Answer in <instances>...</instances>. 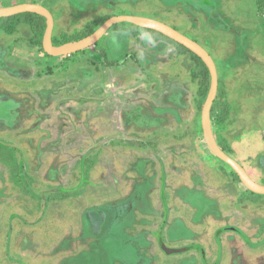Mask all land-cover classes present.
<instances>
[{
    "label": "rangeland",
    "instance_id": "1",
    "mask_svg": "<svg viewBox=\"0 0 264 264\" xmlns=\"http://www.w3.org/2000/svg\"><path fill=\"white\" fill-rule=\"evenodd\" d=\"M22 3L43 5L53 14V38L59 43L60 39L76 41L86 36L101 16L124 9L126 15L162 21L212 45L220 77L215 104L218 116L212 119L217 138L226 152L243 160L257 182L264 184V0H260V17L251 0H0V8ZM201 4L212 10L211 20L202 16ZM20 22L13 33L6 32L0 22V264H58L71 258L70 251L74 255L67 264H202L203 250L179 256L160 251L153 233L164 219L165 207L160 200L147 213L137 210L134 224L127 229L129 236L144 234L149 245L133 240L127 243L117 226L111 227L112 233L101 229L96 241L86 238L94 233L88 219L105 205L122 203L119 206L124 208L131 199L136 203V192L145 194L146 201L160 196L163 185L159 176L147 178L151 194L139 190L153 166L145 165L136 153L138 146L130 145L152 135L163 142L174 137L185 140L183 146H173L168 155L176 163L166 160L163 164L178 166L165 171V182L175 179V186L165 194L168 202L172 205L175 189L187 193L190 188L186 184L189 177L183 173L186 170L191 176L204 175L201 188L210 192L220 207L219 214V208L217 213L211 209L214 214L198 215L197 221V205L180 201L171 211L177 223L182 220L196 234L194 240L202 237L207 246H214V239L218 244L219 229L229 224L247 230L244 239L248 247L238 238L234 244L227 243L225 252L218 244L213 263L264 264V235L254 231L252 235L249 224L250 220L264 219V195L240 191L226 169L208 168L205 163L208 154V163L225 164L207 146L201 148L204 137L199 136L197 125H202L206 100L202 90L207 88L208 77L192 54L155 33L147 31L154 39L144 38L132 23L123 22L109 29L95 45L70 55L51 56L39 44L43 29ZM238 26L246 31L242 37L251 40L259 58L250 64L245 60L242 65H229L217 53L229 49L234 39L232 28ZM30 39L37 47L30 46ZM18 40L27 43L19 45ZM212 46L208 50L212 51ZM107 57H112L111 62ZM179 93L178 102L183 101V105L177 108L171 101L178 99ZM124 101L125 105H120ZM175 108L177 113H172ZM147 116L150 121L145 120ZM143 125L149 127L137 130ZM52 139L62 142L50 143ZM164 155L167 159L166 152ZM66 164L72 174L64 177L60 167ZM233 176L240 180L234 170ZM257 199L263 202L261 206L255 205ZM146 217L150 223L145 226L142 219ZM26 223L32 225V233L24 231ZM32 242L37 243L26 258L15 255L28 250ZM132 247L137 249L138 258L131 253Z\"/></svg>",
    "mask_w": 264,
    "mask_h": 264
},
{
    "label": "crops",
    "instance_id": "2",
    "mask_svg": "<svg viewBox=\"0 0 264 264\" xmlns=\"http://www.w3.org/2000/svg\"><path fill=\"white\" fill-rule=\"evenodd\" d=\"M204 1L205 0H203V2ZM220 1H222V0H219V2ZM251 1L253 2L254 9L256 10V12L258 13V15L260 17L262 12H260L258 1L257 0H251ZM208 7L209 6H205V5H202L201 4L199 6V9L202 12V16H204L206 20L207 19L211 20L214 14H213L212 10L209 9ZM222 16H226L227 17V14H222ZM230 21L233 22V19H230ZM55 23H56V21H55ZM232 31H233V38L234 39H233V42L230 43L229 49H227L224 52V54H222L220 51L217 53V56L222 60V62L223 63L228 62L229 65H231V64L242 65L245 60H248V61H246V62H248V64L252 63L253 61L258 60L259 55H256V52H255V49L252 46L253 43L251 42V40L250 39L247 40L246 37L245 38L242 37V35H244L243 32L245 33V35H247L246 34V31L243 28H241L240 26L232 28ZM29 37H26V39L29 38ZM254 37H255V33L250 38L252 39ZM164 39H166V38H164ZM192 39H194L195 41H197L207 51H209V53L211 54V56L213 57L216 65H217V62H216V59H215V56H214L215 53L217 52L216 49L212 45H210V44H203V43L199 42V40L196 37H192ZM18 41H19L18 42L19 45L21 44V42H25V40H22V41L18 40ZM25 43H27V42H25ZM249 43H251V44H249ZM258 43H257V45H258ZM30 46L31 47H37L34 44H32V45L30 44ZM157 46L158 45L151 47V49H148L149 51H147V53L149 54V52L152 49L157 48ZM210 46H212V51L211 50H208V48ZM111 56H113V55H111ZM152 58H154V57H152ZM110 59H112V57ZM2 62L3 61H0V69H3ZM244 65L246 67V64H244ZM12 74L13 75H17V73H15V72L12 73ZM74 76L77 79L80 78L79 77L80 75H74ZM82 80L83 79L81 78L80 81H82ZM97 80H98V78H97ZM219 82H220V77H219ZM47 84H49V83H47ZM40 91L42 92L43 95H48V91H44L43 89H40ZM260 92L261 91H259V93ZM208 93H209V90H208ZM208 93H207V95H208ZM262 93H263V96H264V89H263ZM180 98L181 97H180V93H179L178 99L173 98V100L171 101V102H173L174 105H176L177 108H179V107H181L183 105V104L180 105L181 102H183V101L178 102ZM205 98H207V96ZM182 100H183V98H182ZM125 103L126 102L124 101L123 103H120V105H125ZM215 104H217L216 99H215V101L213 103V106H212L211 115H212V112L215 111V109H216L215 108ZM171 112L172 113H177V109L176 110L172 109ZM145 120H149L150 121V119L148 118V116H147V118L145 117ZM127 122H129V121H127ZM141 127H139V128L137 127L138 128L137 130L146 129V128L149 127V125H143ZM135 128L136 127H134V130H135ZM197 130H199V133H200L199 136L202 134V136L204 137L202 125H197ZM213 130H214V134H215V137L217 139V142L219 143V145L222 148V145H221L220 141L217 138L216 129H215L214 125H213ZM55 141L58 142V141H61V140L52 139V141L50 143H55ZM150 141H151V143H150ZM200 141H202V140H200ZM142 142H144L145 144H143ZM181 144H182V146L185 144L184 138H182V140H180V139L174 137L171 140H165V142H163V141H161V139H159V137H157V136L154 137L153 135L151 137H146V138L143 137V138L135 139L132 143H130V145H133V146L135 145L134 146L135 148L138 146V148H136V151H137L136 153H139L140 154V156L143 158V161L145 162V165L150 164L151 166H153V170H152L151 174L150 175L146 174L144 176V177H146L145 178L146 180H145L144 184L142 185V187L139 188V190L140 189H145L146 192L148 193V195L151 194L152 191H153L152 188H151L152 185H149L148 183L145 184L146 181L148 180L147 178H150L151 177L152 179H154V178H156V177L159 176V177H162V180H161L162 182L161 183L163 185L162 186L163 189L161 188L160 196L158 195V198H156L155 200L151 199V197H150L146 201V198L144 196L145 194L142 196L141 194L138 195L140 192L139 193L136 192V196H137L136 197V201L137 202L135 203V201H133V199H131V198H129L128 200L131 199L132 202L131 201L130 202L127 201L128 202L127 205H129V210H128V213L127 212L126 213L128 214V216H126V214L124 215V212L125 211H122L125 207L124 208H121V206H119L122 203H120L119 205H117V204H115V205H105V207H102L97 213L93 214V216L91 217L90 220L88 219L89 223L94 228V233H93V235L88 236L86 238H88V239L90 238L93 241H96V240H98V238L96 237V234H100L101 229H104V230L107 229V232L108 233H112V232H110L111 227L117 226V232L123 233L124 235H126L128 241H130V240H133V242H135V241H141L142 243L149 245V242L150 241L144 239V237H143L144 234H142V235H135L136 237L129 236L127 234L128 233L127 232V229L132 224H134V221L136 219V217H135L136 214H138L139 212H144V211L146 213L149 212L150 206H152V204L154 202L155 203L156 202L158 203L159 200H160L161 201V204L165 207V213L163 215V218L164 219L162 220V222H160V224H161L160 225V228L158 230L154 231L153 233H154V236L158 240V243H159V246H160V251L162 250L165 254L172 255V256L173 255L179 256V254H184L185 252H188L190 250L194 251L195 254L196 253L198 254V251L200 249H196V248L189 249L187 251L180 252V253L173 252L174 249H176L178 247H181L182 245L184 247V246H187V245L197 244V245H200L202 247V250H203V252L205 254L204 255L205 258H204L202 264H214L213 262L216 259L213 258L212 256H213L214 253L218 252V244H219V247L220 246H222V247L224 246V249L223 250L225 252L227 245L228 244H231L232 242L234 244L235 239L238 238L240 240V243H242L243 245H245L246 247H248V243H247L246 239H244V234L248 235L246 233L247 230H241L236 225H232L231 226L229 224L230 226L228 225L226 227H223V228L219 229V231H218V235L219 236L217 237L218 240H219L218 244L216 242V239H214L213 240V242L215 243L214 246H213V244L207 246L206 245L207 243L205 242L206 240L204 238H202V237L199 240H194L196 234L191 233L189 231V229L185 226V224L183 223L182 220L179 221V223H177L178 220L176 219V216L175 217L173 216V214H172L171 211H175L176 210L175 206L180 201H181V204H182V202H185L183 204H187L189 202L188 204H190V203L192 204L193 203V204H196L197 205V208H196V211H195V216H196L195 219L197 221L200 220V218L197 217L198 215H200L203 218V215H206L207 213L208 214H214V213L211 212V209H214L216 211V213H217V209L219 208L218 214L220 212V207L217 206V202L211 196V193L210 192H207L205 188H201V184H203V181L202 180L205 179V177L202 178V176H204V175L201 174L199 176V175H196V173H194V176H191L190 172L189 173H186L185 172L186 170H183V173H184V177H189L188 180L186 181V184H188L190 186V188L187 189V193H186L185 190H176L175 189L174 192H173V195L174 196L172 197V200H173L172 205L168 202L167 197H166L165 194H166L167 189L169 190L171 188V186H175L174 185V183H175L174 180L175 179L172 182H170V183L165 182V175H166V172L165 171H167L168 167H170V169H171V170L168 169V171L169 170L172 171L173 168H176L178 166L169 165L168 164V167H166L163 164H165V161L166 160L167 161H170L171 160L174 163H176L177 160H173L170 157L168 158V155L171 154L170 152H172L173 146H178V145H181ZM133 146H130L131 149H133L132 148ZM168 146H170L171 149L168 148ZM205 146H207V143L205 142V139H204V143H202L201 148L202 147L204 148ZM229 146H231V144H228L227 147L229 148ZM120 149L121 148H119V150ZM113 151L116 152L117 150H113ZM122 151H123V149H122ZM224 151L226 152V150H224ZM165 152H166L167 159L165 158V155H164ZM226 153H228V152H226ZM228 154L231 155L230 153H228ZM162 155H164V156H162ZM185 155H187V151H186V154H184V156ZM63 156H65V155H63ZM203 156H204V154H203ZM217 158L219 160H221L219 157H217ZM208 159H210V157L208 156V154H205V163L208 166V168H212L213 167L214 169H217V170H221L222 168H223L222 170L226 169L227 171L226 170H224V171H226L230 175L229 178H231L232 183L233 184H236L238 186V188H239L240 191H242V192H243V190L244 191H249V192L253 193L254 196L257 195V193H254V192L250 191L247 187H245V185L241 182V180L238 181V179L237 180L235 179V177L233 176V169H232V167L228 163H226L225 161L221 160L225 164H216V163H214V161H212V164H210V163L207 162ZM235 159L238 160L245 167V169L247 170V172L249 173V175L254 180L258 181L257 180L258 178L255 176V174L252 173V172H250L249 169L247 168V166H245V163L243 162V160H241L240 158H239L240 160L238 158H235ZM249 159H250V157L247 159V161H249ZM79 160L81 161L82 158L79 159ZM64 167H65V169H64ZM192 167L194 168L195 166H192ZM60 170L63 173V176L64 177L69 176V174H72V172L70 171V169H68V164H66L64 166L61 165ZM73 173H74V171H73ZM152 174H154V175H152ZM181 177H183V176H181ZM191 178H192V180H191ZM166 183H167L168 186H166ZM177 183H178V181H177ZM90 193H95V191L94 192H90ZM168 194H170V193H168ZM258 195H264V194H258ZM176 196H177V198L175 199ZM80 199H82V198H80ZM157 199H158V201H157ZM190 199L192 200V202H191ZM254 201H257V202H254L255 205L256 204H259L261 206V203H263L259 199L254 200ZM57 204H59V203H57ZM242 205H244V202L241 203V207H243ZM140 206H141V209H140ZM241 207H240V209H242ZM137 210L139 212L136 213ZM198 211L200 213H198ZM151 216H154V215H151ZM148 217H146V219ZM146 219H144V218L142 219V220H145L144 221L145 224H143L145 226L147 225L146 222L150 223L149 219H147V220ZM169 220H170L169 228L165 230V226L167 225V222H169ZM26 224L28 226H27L26 230H24V231L26 233L29 232V231L32 233V230L29 228V227L32 228V225L29 224V223H26ZM249 224L251 226L250 227V232H251L252 235H253V233H252L253 231H254L255 234H260L261 236L264 235V219H261V220H258V221L257 220H250L249 221ZM119 227L121 229L123 227V230H121ZM82 232H83V235H81V239L85 241L86 238L84 237V229H82ZM236 233H238V235H237L238 237L235 236ZM19 235H20V233H19ZM113 235L114 236L112 237V239L114 241H116L115 238H116L117 235L115 233H113ZM182 237H184V238H182ZM175 238H177V239H175ZM36 239L37 240H41L39 238H36ZM168 240L174 242V244H172L173 246L172 245L170 246V242H168ZM208 242H210V241L208 240ZM35 243H37V242H32L31 244H29V249L28 250H24L23 252H22V250H20V254H15V255L17 257L26 258L28 252L31 249H33V246H34ZM212 246H213V248H212ZM71 248H73V246ZM107 248L109 249L110 247H107ZM214 248H216V249L214 250ZM113 249H115V248H113ZM131 253L136 258H138L137 249H135L134 247H132ZM69 254H70L71 258H72V255H74L72 253V251H70ZM210 255H211L212 258H210ZM114 257H117L116 260H118L120 262L124 261V259L118 257V255L117 256L114 255ZM71 258H68V259H66L64 261H60V263H58V264H64L63 262H65V264H67V262L70 261ZM193 258L196 259L198 257H197V255L196 256L193 255ZM115 261L112 260V262H115ZM195 261L198 262L197 259Z\"/></svg>",
    "mask_w": 264,
    "mask_h": 264
},
{
    "label": "water",
    "instance_id": "3",
    "mask_svg": "<svg viewBox=\"0 0 264 264\" xmlns=\"http://www.w3.org/2000/svg\"><path fill=\"white\" fill-rule=\"evenodd\" d=\"M26 12L37 13L46 18L47 26L43 36V48L44 51L51 56L70 55L84 50L92 45H95L112 26L123 22L132 23L143 28L160 32L165 36L173 39L174 41L182 44L197 56H199L207 65L211 76L210 89L206 101L203 105L201 116L205 142L207 143V146L212 151V153H214V155H216L232 167L245 187H247L254 193L264 194V184H261L254 180L249 175L245 167L238 160L226 153L217 142L213 130L211 111L218 93L219 72L213 57L211 56L209 51H207L201 44L162 21L136 15H115L106 20L92 34L76 41L67 42L61 45H55L53 43L55 19L53 14L43 5L34 3H22L9 7H3L0 8V18L10 17ZM193 248L202 250V247L200 245L194 244L176 248L173 250V252L180 253Z\"/></svg>",
    "mask_w": 264,
    "mask_h": 264
},
{
    "label": "trees",
    "instance_id": "4",
    "mask_svg": "<svg viewBox=\"0 0 264 264\" xmlns=\"http://www.w3.org/2000/svg\"><path fill=\"white\" fill-rule=\"evenodd\" d=\"M257 1H258V4H259L260 12H262L261 10H263V7L261 6L260 0H257ZM117 12L120 15H126L127 14L124 9H120V10H115L113 13H108L107 15L101 16L100 18H102V20L96 25V27L92 31L88 32L86 34V36L92 34L94 31H96L110 17L115 16V15H118ZM0 22H1L2 27L6 30V32H10L12 30L10 33H13V32H15L17 30L16 29V26L17 25H15V24L16 23H19V22L22 23V24L23 23H25V24L27 23V24H31V25L33 24L34 25L33 27L36 30L43 29L42 41L39 43L40 45L43 46V36H44L45 29H46V26H47L46 18L44 16H42L40 14H37V13L26 12V13H21V14H18V15L10 16V17L0 18ZM12 22H14V26L11 27L10 25H11ZM88 26H91V24L88 23ZM114 26H116V25H114ZM132 27L134 28V30H135L136 33H139V32H142V31H145V32L149 31V32L155 33V34L161 36L162 38H166V39H168V40L176 43L185 52H189L190 54H192L193 57L196 60H198V62L203 66V68L206 71V73H205L206 74V77H208V80L205 81V85L207 84V88H204L202 90V94L205 95V97H206V95L208 93V90H209V87H210V72H209V69H208L207 65L204 63V61L199 56H197L195 53H193L192 51H190L188 48H186L182 44L174 41L173 39L165 36L164 34H162L160 32H157V31L151 30V29H147V28H143V27L137 26L135 24H132ZM88 29H89V27H88ZM86 36H84V37H86ZM84 37H82V38H84ZM82 38H80V39H82ZM30 41H31L30 42L31 45L32 44L36 45V42L34 40L30 39ZM70 41H72V40H62V39H60V43H59V42H56L55 39L53 38V43L55 45H61V44H64V43H67V42H70ZM107 60H109V57H107ZM109 62H111V61L109 60ZM211 116H212V119H214L216 116H218V113H216L215 111H213ZM222 148L224 150L226 149V147L223 146V145H222ZM128 210H129V205L125 206V208L122 211H125L124 213H126V212L128 213ZM126 242L128 243L129 241L126 240Z\"/></svg>",
    "mask_w": 264,
    "mask_h": 264
},
{
    "label": "clouds",
    "instance_id": "5",
    "mask_svg": "<svg viewBox=\"0 0 264 264\" xmlns=\"http://www.w3.org/2000/svg\"><path fill=\"white\" fill-rule=\"evenodd\" d=\"M140 35H141L142 37H144V38H147V39H154V38H152V37L150 36V34L147 33V32H141ZM142 55H143V54H141V56H142Z\"/></svg>",
    "mask_w": 264,
    "mask_h": 264
}]
</instances>
